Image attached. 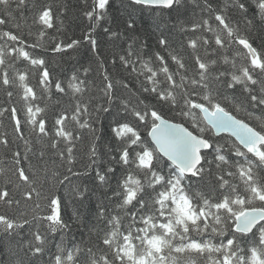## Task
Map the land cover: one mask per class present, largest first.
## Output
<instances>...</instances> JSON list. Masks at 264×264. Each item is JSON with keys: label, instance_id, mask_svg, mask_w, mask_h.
Wrapping results in <instances>:
<instances>
[{"label": "snow or ice", "instance_id": "obj_1", "mask_svg": "<svg viewBox=\"0 0 264 264\" xmlns=\"http://www.w3.org/2000/svg\"><path fill=\"white\" fill-rule=\"evenodd\" d=\"M111 3L0 0V264H264V0Z\"/></svg>", "mask_w": 264, "mask_h": 264}, {"label": "trees", "instance_id": "obj_2", "mask_svg": "<svg viewBox=\"0 0 264 264\" xmlns=\"http://www.w3.org/2000/svg\"><path fill=\"white\" fill-rule=\"evenodd\" d=\"M41 2H51V0H41ZM67 2L70 5V11L74 14L71 15L70 18L66 21V31L64 32L62 37H59L60 39H72V38H82V33L84 30L88 27L87 20L80 14V8H81V0H67ZM120 0H112V3L109 7V14L112 17L113 26L116 25L117 21L121 19L120 17V7H119ZM126 2V0H125ZM88 3H91V0H88ZM138 21H137V32L138 33H148L151 32L154 24H153V16L149 11H142L138 14ZM19 23L22 26V29L24 31H27L28 26H31L33 24L31 16L29 15L27 20H21ZM33 31H35V28L33 27ZM100 38L102 43H104V37L102 31L100 32ZM60 58L57 57V60ZM68 58L65 57V60ZM87 60V50L86 46L85 48L81 49L80 54V62L84 63ZM75 61H70L68 64L65 65V67H71L75 65ZM93 77L95 79V86L93 84H89L88 88L91 89V91H95V87L99 85V76L93 74ZM81 78H83V74H81ZM35 83V81H33ZM5 96L2 90H0V106L4 105ZM59 101V105L57 102ZM49 105L50 111H56L59 108H71V106L74 104V100L71 98V95L60 97L58 95H53L50 100L46 101ZM7 132L9 135L12 133V128L10 123L7 119L0 118V134H3ZM13 150H15V146H13ZM22 150V148H21ZM48 159V157H46ZM7 160L5 150L0 147V167L5 166V161ZM35 163V161H34ZM59 161H57V164ZM0 183H2V178H0ZM2 210V209H0Z\"/></svg>", "mask_w": 264, "mask_h": 264}]
</instances>
